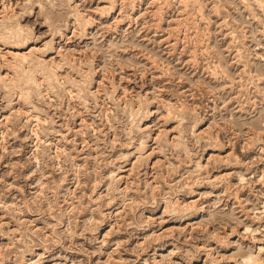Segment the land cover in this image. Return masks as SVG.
<instances>
[{"label":"rangeland","instance_id":"obj_1","mask_svg":"<svg viewBox=\"0 0 264 264\" xmlns=\"http://www.w3.org/2000/svg\"><path fill=\"white\" fill-rule=\"evenodd\" d=\"M113 2L0 0L58 65L12 86L0 43V264H245L264 247V0Z\"/></svg>","mask_w":264,"mask_h":264},{"label":"bare ground","instance_id":"obj_2","mask_svg":"<svg viewBox=\"0 0 264 264\" xmlns=\"http://www.w3.org/2000/svg\"><path fill=\"white\" fill-rule=\"evenodd\" d=\"M113 1L114 0H106V3L108 4V8H110V9L113 8V3H114ZM0 17H2L0 19V43H4L7 39H9L10 37H13L12 41L14 42V47H15L14 50H16V51L11 52V55H12L11 58L13 60H12L11 64L9 65V67L13 70V72L20 71V72L16 73L17 75H15V77L13 76V79L10 82L11 85L15 86V87H17V86L20 87L21 84H25L29 81H33L35 84H37L38 81L36 82V78H35V72L36 71L40 72L42 75V78L44 80H46L47 82L50 79H52L54 76L57 78L56 70H57L58 65H54L53 63H50V61H49L50 59L46 60V59L42 58L40 55H35L34 52L37 48L31 47L29 51L27 50V52L21 50L22 48H24L25 42L28 40V38H30V34L27 31H26L27 33H23L21 36V33L23 32L24 27H21L18 23H17V25H19V26L17 29H15L13 26H10L7 23V20L11 18L10 15H8V14L2 15ZM89 21H90L89 19L85 20V22H89ZM19 42L22 43L21 46H18ZM49 47L52 48V45L47 43L44 45V49H42L41 51H45ZM28 52H29V54H28ZM3 77H4V75L2 76V74L0 73V79H3ZM48 86H49V84H48ZM53 88H55V87H53ZM51 89H52V87H51ZM19 91H20V95L22 97H27L29 95L28 91L26 92L22 88H20ZM165 139H167V138H165ZM174 140H175V143L173 145L177 146V144L182 143L179 137L173 138V141ZM143 141H141V144L143 143ZM262 250H264V247L259 246L258 247V253L256 255L249 254L247 257H245L244 258L245 264H262L263 259L261 260L259 255H258Z\"/></svg>","mask_w":264,"mask_h":264}]
</instances>
